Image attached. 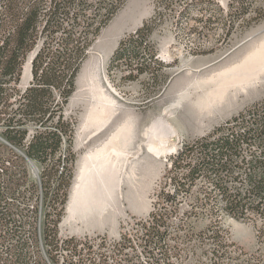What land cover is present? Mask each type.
Here are the masks:
<instances>
[{"label":"trees","instance_id":"16d2710c","mask_svg":"<svg viewBox=\"0 0 264 264\" xmlns=\"http://www.w3.org/2000/svg\"><path fill=\"white\" fill-rule=\"evenodd\" d=\"M125 1L0 0V264H186L188 256L264 264V99L169 155L152 210L118 240L59 235L76 160L65 106L88 49ZM153 23L124 36L112 55L111 65L127 62L130 78L156 77ZM29 160L40 169V228ZM199 213L209 218L203 227ZM225 216L253 224V252L229 241Z\"/></svg>","mask_w":264,"mask_h":264},{"label":"rangeland","instance_id":"374dc122","mask_svg":"<svg viewBox=\"0 0 264 264\" xmlns=\"http://www.w3.org/2000/svg\"><path fill=\"white\" fill-rule=\"evenodd\" d=\"M150 18L155 25L149 45L157 53L158 63L152 64L156 77L143 73L130 78L127 62L119 59L111 65V58L119 41ZM262 40L264 0H126L88 49L65 106V115L74 122L72 150L76 160L59 235L113 241L131 230L136 220L145 218L165 179L168 156L183 142L210 133L264 99V73L243 87L228 88L222 99L213 98L212 93L219 75L239 64ZM32 56L24 64L21 87L30 81ZM94 76L101 96L91 115L89 84ZM149 143L167 147L163 152H152ZM101 149L107 154L101 167L106 176L102 170L98 176H103L111 192L101 195L103 201L91 214L83 216L75 211L70 216L69 200L79 175ZM30 163L35 167H31V175L39 185V197L31 199V206L38 208L40 228L45 209L40 169L35 162ZM195 222L203 227L209 218L199 213ZM221 224L231 243L243 252L255 250L251 222L225 216ZM185 260L186 264H209L207 256Z\"/></svg>","mask_w":264,"mask_h":264},{"label":"bare ground","instance_id":"6f19581e","mask_svg":"<svg viewBox=\"0 0 264 264\" xmlns=\"http://www.w3.org/2000/svg\"><path fill=\"white\" fill-rule=\"evenodd\" d=\"M251 50L252 52L250 51L251 53H249L241 62H239V64H237L235 67H233L230 70L224 71L222 74L219 75V78L216 81V88L212 92L213 98L217 97L218 99H222L227 93L228 88L237 87V86L243 87L244 86L243 84L249 81L251 78H256L260 73L261 74L264 73V40H262L260 44L254 46V48ZM98 85L100 84L97 83L96 77L95 76L92 77L91 83L89 84L90 94L92 95V99H93L92 107L90 109L91 115L95 114V111L96 109H98V106L100 104L99 98L101 94L97 89ZM166 147L167 146H165L163 143L148 144V148L152 152L162 151ZM106 158H107V154L105 153L104 149H101L100 151H98V154L95 156V159L92 160L90 166L88 165V167H85V169L82 170L81 174L79 173L80 174L79 181L77 185L74 187V190L69 200L70 203L68 206V211L70 216L75 211H79L83 216L87 214L89 215L93 212V210L96 207H99V203L102 199L101 195H103L105 191L109 190L108 189L109 184H106V180L104 181V179L102 178L103 176L102 177L98 176L100 170L103 171V168L101 169V167L103 166L104 163L107 162ZM84 170L85 172H83ZM103 172L104 174L103 173L101 174L106 176L105 171ZM105 197L106 196H104L103 199Z\"/></svg>","mask_w":264,"mask_h":264},{"label":"water","instance_id":"95a60500","mask_svg":"<svg viewBox=\"0 0 264 264\" xmlns=\"http://www.w3.org/2000/svg\"><path fill=\"white\" fill-rule=\"evenodd\" d=\"M32 57H33V56H32ZM32 57H30V61H31ZM30 164H31V167L35 170L34 165H33L32 163H30Z\"/></svg>","mask_w":264,"mask_h":264}]
</instances>
